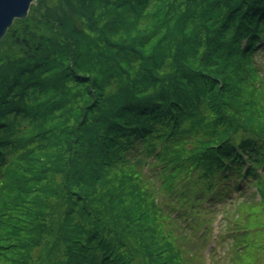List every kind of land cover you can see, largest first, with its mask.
<instances>
[{"label":"trees","instance_id":"16d2710c","mask_svg":"<svg viewBox=\"0 0 264 264\" xmlns=\"http://www.w3.org/2000/svg\"><path fill=\"white\" fill-rule=\"evenodd\" d=\"M262 49L264 0L33 4L0 43V264H31L46 240L64 246L60 264H187L176 210L207 240L198 211L243 180L264 199V121L254 117L264 107L243 93L247 81L264 86L254 60ZM136 151L156 175L180 179L174 198L176 184L164 183L166 204L142 190L154 184L127 159ZM230 221L237 263L244 251L259 261L264 224Z\"/></svg>","mask_w":264,"mask_h":264},{"label":"rangeland","instance_id":"374dc122","mask_svg":"<svg viewBox=\"0 0 264 264\" xmlns=\"http://www.w3.org/2000/svg\"><path fill=\"white\" fill-rule=\"evenodd\" d=\"M200 53L204 56L207 52L206 51L204 52V48H203L200 50ZM261 63L264 65V58L260 56V54H257V57H255V65L258 69H259V64ZM164 67L168 68L169 66L167 67L164 65ZM259 80L262 81L263 80L262 77H260ZM113 88L114 86H112L109 89V91L112 90ZM243 88H244L243 93L246 96H251L253 98V93H254V99L257 100V102L261 103L262 106L264 107V86L256 88V84H253L252 81H247L243 85ZM252 109H254V107H252ZM254 111H255L254 117L256 119L255 123L257 124L258 121H264V116L262 117L260 115V112H258V111L263 112L264 109L255 108ZM238 113L244 119H247L248 116L251 115V113L247 112L243 107L240 108ZM201 136L202 135L199 133L195 138H192L188 140L187 142H185L184 155H185L186 150L191 151V152H194V150H196L198 146V140L201 138ZM138 154L140 153H137V151L131 152L130 154H128L127 159L131 162V164H133L135 160H137L138 162L139 159H135L136 156H134ZM143 159L149 160L145 156H143ZM153 163L157 164L158 162L157 160H154ZM21 165H25V163L23 164L20 163L17 167L18 170H21ZM26 166H29V165H26ZM131 170H133V173H135L134 171L135 169H131ZM159 170L160 169L155 171V170H150L149 167L146 168L147 174L145 173L144 178L152 182L154 186L151 185L150 183L145 184L143 182L142 183L140 182V184L145 187V188H142L143 191L147 192L148 189L152 190V194L150 195L149 193L148 198L150 196L154 198V194H155L156 196L155 198H157V201L160 203H163L164 205L167 203L166 202L167 200L164 198L165 191H163L162 189L164 188V183L166 182L167 185H169L172 182L176 184V186L174 187L168 186L167 191L168 193H171L172 198H174L175 196V191L181 190L182 187H181L180 179L175 178V176L172 178L165 179L166 177L163 178L164 174L161 171L158 175H156ZM261 175L263 179L264 170H262ZM262 181H264V179ZM241 190H244L245 194L243 193L241 195V198H239L240 200L236 199L238 192H234V193H231L232 196L229 198L228 201L222 202V203L220 202L215 208L212 207L213 211H210V212H207V211L204 212L202 210L198 211L200 218L209 219L208 225H209V228L211 229V233L208 235L207 240L203 239L204 235L201 237L200 234L199 235L193 234L194 229H192L190 225L193 222L191 213L186 212V211H178V210L174 212V215L178 218V223H180V226L178 225L179 231L176 232V234L178 235V239H179L178 243L182 245V248L184 249V254L182 256L183 261L186 260L187 264H190V262L194 264V262L198 258V262H201L202 264H211V263L212 264H239V263L240 264H263L264 250L261 251L260 253L259 261L253 262L252 259H253L254 253H251V256H250L248 254V251H244L245 254L242 255L241 260L238 263L236 260L237 244L239 243L240 236L234 235L233 228H231L232 222L230 220H234L235 223L237 222L242 226L244 224H247V226L256 224L261 227L260 224H264V199L261 197V195H259L258 191L257 193H255L256 189L255 187H252V185H246V188H242ZM153 191H155L154 194H153ZM249 195L252 197L251 199H249L250 197ZM233 198H235L234 201H238V200L239 201L233 204L230 202L231 199ZM57 201L58 199H54V198H52L51 200V202H53L54 204ZM171 201H173V199L169 200L168 203H173ZM224 212L226 213V215L228 214L229 219L225 218L224 220ZM247 226L246 228H248ZM220 229L222 232V236L220 239L217 240L216 236L219 234ZM203 232L207 234V229L205 227L203 228ZM256 232L257 231H255L254 234L250 233L246 235V240H245L246 243H250L254 239L253 237L255 236ZM163 233L165 235H168L169 230H166L165 228H163ZM184 234L187 235L189 238L186 239L187 236L185 237ZM130 237L131 238H129L130 240H128V242L133 247L134 252L137 254V256L140 257L142 254V250L139 246V242L133 236H130ZM45 240L46 239H44V241ZM40 246L39 248L37 247L33 250V253H32L33 257L31 260V264H37V262H40V260H42V257L44 256L49 257V260L46 261L45 264L63 263L62 259L64 256V246L62 244H57L56 242L52 247L46 248L48 247V241L46 240V244H42ZM136 250H138V252H136ZM211 255H212V258H211ZM255 256H258V254H255ZM138 262L139 264L141 263L140 260H138Z\"/></svg>","mask_w":264,"mask_h":264},{"label":"water","instance_id":"95a60500","mask_svg":"<svg viewBox=\"0 0 264 264\" xmlns=\"http://www.w3.org/2000/svg\"><path fill=\"white\" fill-rule=\"evenodd\" d=\"M36 0H0V43L16 19L28 17Z\"/></svg>","mask_w":264,"mask_h":264}]
</instances>
